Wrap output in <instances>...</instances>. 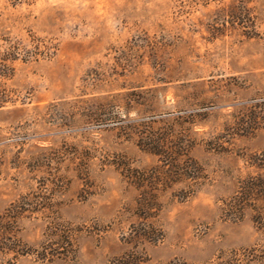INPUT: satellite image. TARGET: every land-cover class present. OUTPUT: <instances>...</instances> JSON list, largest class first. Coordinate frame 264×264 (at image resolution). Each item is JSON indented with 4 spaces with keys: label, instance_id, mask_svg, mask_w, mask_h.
I'll return each mask as SVG.
<instances>
[{
    "label": "rangeland",
    "instance_id": "rangeland-1",
    "mask_svg": "<svg viewBox=\"0 0 264 264\" xmlns=\"http://www.w3.org/2000/svg\"><path fill=\"white\" fill-rule=\"evenodd\" d=\"M150 122L202 174L152 183L144 217L123 174L161 164ZM258 176L264 0H0V212L34 251L16 264H264V201L231 205Z\"/></svg>",
    "mask_w": 264,
    "mask_h": 264
},
{
    "label": "trees",
    "instance_id": "trees-1",
    "mask_svg": "<svg viewBox=\"0 0 264 264\" xmlns=\"http://www.w3.org/2000/svg\"><path fill=\"white\" fill-rule=\"evenodd\" d=\"M135 103L137 104L138 102L129 98L126 105L130 106V104L134 105ZM104 107L105 105H102L103 110H106V107ZM252 118L254 120L256 117ZM141 127L142 129H136L138 132V146L143 151L156 156L161 164L150 170L130 169L123 175L138 190V209L140 211L144 210L141 211V214L146 217L149 216L153 209H160L155 195H149L148 192L152 183L168 188L172 183L189 182L191 191L193 190L192 188L196 190L200 185L199 179L201 178L202 169L197 161L186 153L188 152L187 149L191 148L192 143L187 144L182 141L173 131L157 132L151 122ZM232 198L231 205L236 208L232 210L239 214L240 218L248 202L264 201V183L261 177H251L244 180L240 189L236 191ZM147 212L148 214H146ZM260 213L261 210L257 211L258 220L264 222V217H261ZM20 214L21 210L13 209V207L0 212V264H16L19 257L34 252L31 247L22 243L17 236L15 224ZM46 251L47 249H44L37 257L42 260H48L49 256H47L48 253ZM119 260L124 261V264H136L138 261L136 257L129 254L120 256ZM170 264L189 263L175 260L170 262Z\"/></svg>",
    "mask_w": 264,
    "mask_h": 264
}]
</instances>
